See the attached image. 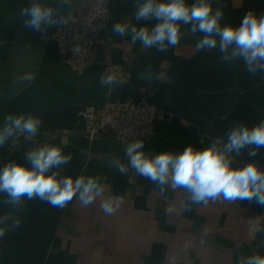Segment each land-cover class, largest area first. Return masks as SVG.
<instances>
[{
    "label": "crops",
    "instance_id": "0c3cea01",
    "mask_svg": "<svg viewBox=\"0 0 264 264\" xmlns=\"http://www.w3.org/2000/svg\"><path fill=\"white\" fill-rule=\"evenodd\" d=\"M106 1L110 30L135 11V0ZM88 2L68 0L58 7L62 15L78 21ZM29 3L0 0V126L10 113L36 114L42 125L33 140L20 136L14 145L9 141L0 148V166L10 159L25 163L31 147L59 145L72 155L60 174L99 176L104 195L87 207L74 198L63 208L39 200H25L14 208L0 195V217H11L0 225L7 229L0 238V264H236L240 255L264 254V206L220 198L186 210V190L166 185L161 192L131 171L119 174L114 161L125 160L128 143L109 134L90 140L79 116L87 105L143 97L159 111L154 134L144 140L146 151H181L188 144L202 148L237 121L254 125L264 118V74L251 76L240 63L221 64L215 51L195 53V38L187 28L180 43L163 53L113 33L114 45L95 50L91 63L78 72L58 54L53 39L58 27L36 32L23 26L19 12ZM217 4L224 7V22L232 25H239L249 10L264 13V0H214ZM22 39L42 42L43 49L34 78L15 91L14 53ZM107 58L125 65L131 79L101 86ZM255 160L264 166V149ZM247 161L244 152L234 163ZM109 196H122L123 203L105 215L99 205ZM166 208L172 210L166 213ZM17 218L21 226L13 228Z\"/></svg>",
    "mask_w": 264,
    "mask_h": 264
},
{
    "label": "clouds",
    "instance_id": "9594fccd",
    "mask_svg": "<svg viewBox=\"0 0 264 264\" xmlns=\"http://www.w3.org/2000/svg\"><path fill=\"white\" fill-rule=\"evenodd\" d=\"M66 3L68 0H54V3L30 0L19 12L24 18L23 26L36 32L68 26L70 19L62 15L58 7ZM134 7V13L127 20L112 24V33L130 36L132 44L139 42L144 49L155 48L163 53L180 43L187 28V34L195 38V53L215 51L221 64L240 63L251 76L264 74V13L249 10L239 25H232L224 22V7L220 4L214 7V0H135ZM133 20H155L156 23L139 24ZM117 82L114 73H104L99 78L101 86ZM119 83L124 81L119 80ZM41 125L42 118L33 113L7 114L0 126V148L9 141L14 145L20 136L33 140ZM261 149H264V118L254 125L237 121L202 148L188 144L181 151L153 154L145 150L143 139H135L124 147L125 160L116 159L113 166L121 175L131 171L147 179L161 192L166 185L172 190H186L189 194L186 210L193 204L207 205L220 198L264 206V166L255 160ZM244 152L248 161L236 165V158ZM24 160L25 163H21L10 159L0 166V195L7 205L19 208L25 200H39L63 208L75 198L87 207L104 195L99 176L60 174L72 155L64 153L59 145L47 143L31 147L26 150ZM122 203V196H109L99 207L105 215H112ZM171 210L166 208L165 212ZM9 219L8 215L0 217V225ZM20 226L21 220L15 219L12 227ZM6 231L0 226V238ZM236 264H264V254L254 251L240 255Z\"/></svg>",
    "mask_w": 264,
    "mask_h": 264
},
{
    "label": "built area",
    "instance_id": "2783aa9c",
    "mask_svg": "<svg viewBox=\"0 0 264 264\" xmlns=\"http://www.w3.org/2000/svg\"><path fill=\"white\" fill-rule=\"evenodd\" d=\"M111 9L106 0H89L78 21L58 27L53 34L59 56L73 70L82 72L91 63L92 53L97 49H108L114 45L115 36L109 28ZM105 72L114 73L124 82L131 79L125 65L105 61ZM157 107L141 98L107 100L101 106L87 105L80 109L82 130L90 139L109 134L120 143L135 139H147L154 134L159 117Z\"/></svg>",
    "mask_w": 264,
    "mask_h": 264
},
{
    "label": "water",
    "instance_id": "95a60500",
    "mask_svg": "<svg viewBox=\"0 0 264 264\" xmlns=\"http://www.w3.org/2000/svg\"><path fill=\"white\" fill-rule=\"evenodd\" d=\"M42 49V42H32L29 39H22L18 42L14 53L15 91L24 88L34 78L40 63Z\"/></svg>",
    "mask_w": 264,
    "mask_h": 264
}]
</instances>
